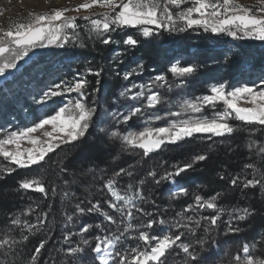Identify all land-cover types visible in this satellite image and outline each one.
Wrapping results in <instances>:
<instances>
[{
  "label": "snow or ice",
  "instance_id": "6c2138e0",
  "mask_svg": "<svg viewBox=\"0 0 264 264\" xmlns=\"http://www.w3.org/2000/svg\"><path fill=\"white\" fill-rule=\"evenodd\" d=\"M94 7L105 11L90 12ZM82 10L89 14L79 15ZM69 12L77 15H68ZM0 15H3V10H0ZM123 29H136L144 38H153L161 30L170 33L202 30L205 33L225 34L233 40L264 42V0H257L252 6L241 5L238 0H84L72 8L31 12L22 21H14L7 28L0 27V78L6 80L12 74L10 70H18L17 62L28 57L34 49L51 46L63 48L77 41H80V47H84L81 33L105 46L123 44L128 46L126 52L136 49L141 41L133 35L128 34L123 40L114 38L113 33ZM247 56L244 51L229 50L225 53L226 60L239 58L238 70L242 75L246 66L251 67ZM119 63H123V60H119ZM143 71L142 62L125 71L123 80L129 81V85L124 86L118 95L114 94L115 101L105 99L104 103L96 98V94L101 93L103 67L87 69L88 74L96 78L94 84L83 74L71 81L53 83L42 92L41 103L70 93H76L77 99L54 110V114L40 118L32 126L7 131L0 137V157L7 162L0 163V180L18 168L39 165L40 168L30 176L17 181L18 191L39 192L47 200L57 195V187L64 186L60 202L65 209L72 211L63 212L61 238L66 247L55 249V253L63 254L60 261L67 258V264H175V257L181 253L182 264H214L213 233L223 225L225 235L238 234L245 230L241 227L242 223L247 224L251 218L261 214V210L251 203L247 190H257L264 202V144L255 141L248 143L247 150L253 158L238 173L226 168L219 171L217 178L225 187L207 198L195 194L192 203H187L182 206V211L174 213V220L165 218L168 213L164 210L158 216L145 210V203L158 208L155 199L148 200V194L162 184L175 185L181 173L207 160L208 153L196 154L168 168L159 162L151 169H141L139 165L150 154L197 134H210L209 138L230 137L237 131L230 121L264 126V71L260 73L259 84L253 82L250 86L244 82L236 86L227 82L215 83L208 89V94L183 99L178 111L168 108L164 115L158 113L169 105V101L165 99L166 92L162 93L160 89L171 91L173 86L166 75H157L150 83H135L133 78ZM197 71L198 65L191 62L185 66L172 64L169 68L176 78L191 77ZM105 103L108 107L104 106ZM205 109L211 112L206 113ZM145 117L140 130L120 127ZM169 117L171 119H167ZM161 120L166 121L163 126H153V121ZM45 126H51V130ZM89 129L97 132L102 144L111 141L120 148L121 153L135 154L138 151L141 156L136 164L119 166L110 175L105 173L98 177L102 184L100 192L106 191L110 197L103 200L89 198L95 194L88 192L84 193L83 198L77 196L70 183L73 178H64L69 172L67 167L60 168L54 178H49L48 170L43 168V163H47L45 158L62 145L79 147L87 144ZM41 130L44 138L34 135ZM23 140H27L32 147L22 148ZM255 157H259V160ZM113 159L118 161L120 156L114 155ZM81 171L85 169L81 168ZM87 171L92 173L94 170L87 168ZM142 171H146L144 178L140 176ZM177 189L175 192L169 190L171 199L190 195L186 187L178 185ZM231 195L243 196L248 202L244 206L237 204L226 208L220 201ZM39 207V204L29 206L26 213L21 210L6 218L7 222L0 227V264H44L42 250L53 238V233L51 229L44 231L50 213L44 210L37 212ZM201 210H212V214L199 215ZM33 214L34 223L21 219ZM91 214L102 217V221L82 224L78 230H73V227L81 224L82 217ZM225 215L227 220L223 219ZM110 226H115L114 230ZM93 229L99 230L100 234L87 235ZM156 229L160 231L156 232ZM131 232H135L136 236L130 237ZM40 233L43 235L38 245L32 252H27L30 237ZM261 233H264V229L258 230L251 241L237 245L235 252L229 253L223 264H264V235ZM74 237H78V240H74ZM129 239L134 240L135 245L125 247V241ZM205 246L208 251H205ZM52 255L48 253L49 257ZM60 261L49 259L48 264H60Z\"/></svg>",
  "mask_w": 264,
  "mask_h": 264
},
{
  "label": "trees",
  "instance_id": "16d2710c",
  "mask_svg": "<svg viewBox=\"0 0 264 264\" xmlns=\"http://www.w3.org/2000/svg\"><path fill=\"white\" fill-rule=\"evenodd\" d=\"M128 34L133 35L134 38H138L141 43L136 49L131 50V55L126 59V63H124L123 66L127 65L129 68V66H136L137 62H142L144 71L140 75L138 81H144L147 78L154 79L157 75L169 76L171 74L168 71V65L172 57L169 54V47H166L169 43H177L179 47L180 45H186L184 52L191 53V50L196 49L197 51L194 52H201L202 56H207V50L214 46L216 42L215 39L222 36V34L205 33L202 30H188L182 33H170L161 30L159 35L153 38L142 37L136 29H123L118 30L117 33H113L114 38L117 40H123ZM83 42L85 46L81 47L77 54L75 53L73 55L78 56L81 60H90L91 63L100 60L107 64L111 61L112 55L116 52L115 45L105 46L99 43L98 40L93 39H84ZM239 49L244 50L240 47ZM260 52H258L251 61L252 72H260L264 69V53ZM217 54L220 55V53ZM221 57H223V55ZM43 59L44 56L39 57V62ZM121 67V65L118 66V68ZM125 70L126 69H119L118 71H112L106 68L101 77V91L111 86H117V84L122 82ZM117 72L120 73L119 76L116 75ZM84 76H87L94 84L96 79L94 76L89 75L88 72ZM3 87L4 85L0 87V98L2 96L1 88ZM22 97L24 98L23 100H27L25 94H22ZM233 125L237 127V131L230 137L209 138L210 134H197L193 138L186 139L179 144L167 145L162 151L152 153L150 157L144 158L143 162L139 165L141 169L155 168L158 162L163 164L165 168H168L173 164L183 163L196 154L208 153L207 160L197 163L194 165L193 169L181 173V175L176 178L178 184H182L183 187L189 189L190 195L188 197L180 196L177 199H171L169 190L174 192V187L176 185L162 184L148 194V200L151 201L155 199L158 208L151 206L150 203H145L143 205L145 210L151 211L157 216L160 214L161 210H164L168 213L165 218L174 220L176 219L174 213L182 211V206L187 203H192V198L195 194L199 193L207 198L214 191L225 187L223 182L218 180L217 173L225 168L233 173H238L242 166L253 158L252 154L247 150L248 143L255 141L258 144H264V126L245 125L243 122H234ZM90 137L93 138L89 134L86 140ZM118 143L119 142H116V144ZM209 149L211 150L209 151ZM114 155H119L120 159L118 161L114 160ZM45 159L47 163L42 162L43 168L48 170L49 178H54L60 168L67 167L69 172L64 178H73V181H70V183H72V190L76 191L77 196L83 198L84 193L88 192L95 194L94 196L90 195L89 198H100L103 200L110 197L106 191L100 192L102 184L98 180V177L105 173L110 175L111 171L119 166L127 167L129 163L136 164L137 161L141 159V156L138 151L135 154L130 152L121 153L120 148L115 146L113 142L109 141L102 144L97 136L90 141L87 140V144H82L79 147L68 145L64 151L51 153ZM255 159L258 161L259 157H255ZM39 168V165H34L32 168H18L16 172L0 180V227L5 225L7 222L6 218L10 217L13 213H19L21 210L26 213L29 206L35 207L39 204L40 207L37 208V212L41 210L49 211L50 215L44 231L46 232L51 229L53 238L46 245L45 249L42 250L44 254L42 260L44 264H48L49 259L60 261V256L63 255H56L55 249L66 247L61 238V232L64 230L63 212H71L72 209H65L60 202L63 185L57 187L56 196H51L47 200L42 193L32 190L18 191L16 189L17 181L21 178L30 176ZM81 168H84L85 171L82 172ZM87 168H92L94 171L89 173ZM40 170L42 171L43 169ZM157 170L162 171V169ZM145 175L146 171L140 172L141 178H144ZM94 177H96V179H94ZM125 180H127V178H125ZM57 183H59V181H57ZM123 183L124 181L121 182V184ZM247 191L251 196V203L261 210V214L251 218L247 224L242 223L241 227L245 230L238 234L225 235L226 229L223 225L213 233L215 243L212 245V251L215 254L212 257V261L214 264H223V262L228 259L227 256L229 252H235L237 245L251 241L252 238L256 236L258 230L264 229V202L261 201L257 190L250 189ZM247 202L248 201L243 196L237 195L228 196L220 201L226 208H230L237 204L239 206H244ZM210 214H212V210H201L199 213V215ZM187 215H192V213H188ZM21 219H29L34 223L35 214L31 217L22 216ZM81 219H92L97 222L100 221V216L91 214ZM223 219L227 220V215H225ZM80 226L82 225H76L73 227V230H78ZM122 227L123 226H121V228ZM42 235L43 233H40L30 237L27 245V252H32L34 250ZM87 235L94 234L90 232ZM261 235H264V233H261ZM17 239H19V236H17ZM230 239H232V241L234 239L235 242L233 241L229 244ZM74 240H78V237H74ZM126 244L129 245V243H125V247L127 246ZM224 244L227 245V248H225ZM205 251H208L207 246H205ZM48 253H53L52 257H49ZM182 256L183 254L181 253L175 257V264H182ZM60 264H67V258L60 261Z\"/></svg>",
  "mask_w": 264,
  "mask_h": 264
},
{
  "label": "rangeland",
  "instance_id": "374dc122",
  "mask_svg": "<svg viewBox=\"0 0 264 264\" xmlns=\"http://www.w3.org/2000/svg\"><path fill=\"white\" fill-rule=\"evenodd\" d=\"M82 2H84V0H0V10H3V15H0V27L7 28L10 23L14 21H22L26 19L31 12L40 13L49 11L53 8L61 7L72 8ZM238 3L244 6H252L257 3V0H238ZM186 6L188 5H185V7ZM89 11L93 13H101L105 11V9L94 7ZM87 14L89 13L84 10L79 13V15ZM68 15H77V13L69 12ZM78 23L83 24L84 22L78 21ZM81 35L84 39H91L85 36L84 33H81ZM215 41L214 46L207 50V56H202L201 52H194L197 51L196 49L191 50V53L184 52L186 45H180V47L177 43H169L166 45V47H169V54L172 57L171 62L168 65V71L172 64L185 66L189 62L198 65V71L193 76L187 78H176L173 77L172 74L169 76L166 75L169 84L173 87L171 91H168L166 88L160 89L162 93L166 92L165 99L169 101V105L158 114L164 115V111L168 110V108H170L171 111H178V105L183 99H191L206 95L208 94L210 86L215 83L227 82L229 85L236 86H239L244 82L249 83L250 86L253 82L259 84V76L264 69L260 72H252L251 67L246 66L244 74L242 75L241 71L238 70L239 58L231 57L226 60L225 53L229 52V50L232 52L244 51L248 54L247 59L251 65V61L258 52L261 51L264 53V42L251 39L233 40V38L225 34L219 36L215 39ZM79 44L80 41H77L76 44H68L63 48L51 46L47 48L34 49L30 51L28 57H25L23 60L17 62L18 70H10L12 74L8 75L6 80L0 78V87L4 85V87L1 88L2 96L0 98V137H2L7 131H16L23 129L24 127L32 126L33 123L38 122L40 118L45 117L46 115L54 114V110H58L59 107L64 106L67 102H74L75 99H77L76 93H70L62 97H55L47 103H41L42 92L46 91L48 86L53 83H59L61 80L71 81L78 78L81 74L85 75L89 67L95 69L99 66L112 71H118L119 69H126L125 71H128L131 68L136 67L129 66L128 68L127 65L123 66L124 63H126V59L132 52H126L125 50L127 49V46L123 44L115 45L116 52L112 55L111 61L107 64L106 62L100 60L95 63H91L90 60H81L78 56H73L81 49ZM239 47L244 50H240ZM217 53H220V55ZM222 55L223 57H221ZM42 56H44V59L39 62V57ZM119 60H123V63H119ZM120 65L122 67L118 68ZM139 77L140 75L133 78V81L137 84L150 83L152 80L147 78L144 81H138ZM182 79L184 80L183 83H181ZM129 83V81L122 80V82L117 84V86H111L106 90H102L101 93H97L96 98L101 103H104L105 99L115 101L116 95L114 94L118 95L119 91H122L123 87L129 85ZM177 85L180 86L177 87ZM22 94L26 95V101L23 100L24 96L22 97ZM122 99L123 98H121V100ZM104 106L108 107L106 103ZM124 110L126 111L127 109L125 108ZM205 112L210 113L211 110L205 109ZM143 119H146V117L141 120L134 119L129 122V125H122L120 127L122 129L128 128L129 130H140L143 126ZM167 119L171 118L169 117ZM165 122V120L153 121L152 124L153 126H163ZM234 122L240 121H230L232 124ZM45 128L47 130H51V126H45ZM89 134L93 138H87L88 141L98 136L97 132L93 129H89ZM34 135L44 138L43 130L35 133ZM67 146L68 145H62L61 148L56 149L55 152H62ZM21 147H32V145L28 144L27 140H23L21 142ZM0 163L7 162L3 161V158L0 157ZM175 185V190L173 189L174 192L178 190V185L182 186V184L178 183ZM101 221L102 217H100V221L97 222L92 219H81V224L78 225L86 223L95 224L100 223ZM110 227H112L113 230L115 228V226ZM159 231L160 229H156V232ZM91 233L94 235L100 234L97 229H93ZM129 236L135 237L136 233L131 232L129 233ZM230 240L229 244L233 241L235 242L234 239L233 241L232 239ZM125 243H129V245L126 244V247H132L135 245V241L132 239L125 241ZM227 245L224 244L225 248H227Z\"/></svg>",
  "mask_w": 264,
  "mask_h": 264
}]
</instances>
